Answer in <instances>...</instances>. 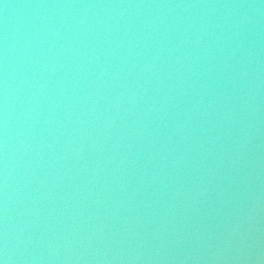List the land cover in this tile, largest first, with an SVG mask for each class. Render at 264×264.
<instances>
[{
	"label": "water",
	"instance_id": "obj_1",
	"mask_svg": "<svg viewBox=\"0 0 264 264\" xmlns=\"http://www.w3.org/2000/svg\"><path fill=\"white\" fill-rule=\"evenodd\" d=\"M0 264H264V0H0Z\"/></svg>",
	"mask_w": 264,
	"mask_h": 264
}]
</instances>
